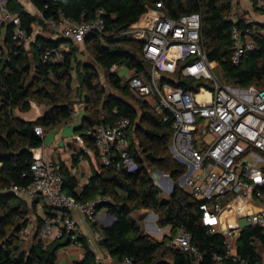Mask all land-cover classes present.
<instances>
[{"label": "trees", "instance_id": "obj_1", "mask_svg": "<svg viewBox=\"0 0 264 264\" xmlns=\"http://www.w3.org/2000/svg\"><path fill=\"white\" fill-rule=\"evenodd\" d=\"M159 0H30L41 13L30 11L21 0H6L7 7L19 15L21 26L34 36L29 44H19L13 38L14 25H6L4 54L0 59V264H60L59 252L69 245L71 238L63 236L46 245L41 237L42 217L37 213V229L28 248H23L22 232L30 223L29 214L37 211L38 201L31 204L10 190L13 183L25 186L33 181L31 164L34 148L44 144L45 137L36 133V125L45 132L74 119L78 104L83 102V115L76 130L93 147L92 138L86 131L98 124L113 122L119 116H129L130 155L137 168L130 171L118 166L119 156L110 165L93 166L88 181L80 185L71 169L61 163L64 190L81 201L98 196L109 198L97 202L96 210L105 209L116 215L110 226L101 225L104 234L100 247L105 249L111 261H99L96 251L85 236H80L84 256L74 264H123L132 258L133 264H239L232 259H216L224 256V236L210 231L203 222L199 201L179 180L187 166L177 160L170 145L174 133L175 117L166 109L158 113L147 99L139 96L112 66H125L139 76H150L151 64L143 52V40L124 33L147 11L148 5ZM166 13L180 17L191 12H201L202 33L208 57L221 67V80L231 86L264 87V34H257L258 47L247 51L239 63L232 60V28L234 22L227 14L235 0H161ZM264 2V0H263ZM257 10H264L253 0ZM99 8L105 10L104 31L88 33L82 41L58 36L51 30L50 19L59 20L62 15L80 19L83 14L93 17ZM245 27L241 19L238 22ZM36 26L50 29L51 34L36 33ZM264 30V23H259ZM91 52L93 61H83L80 44ZM68 45L57 60L44 61L42 53L47 48ZM175 85L197 89L202 82L183 75L181 66L172 74ZM105 76L106 82H102ZM169 78H163L166 82ZM32 100L51 109L35 120H26L19 112L32 108ZM81 158H89L82 149L73 156L72 166ZM163 171L174 181V189L164 197L156 184L153 173ZM42 200V199H40ZM45 212L53 215L57 209L44 204ZM153 210L159 217V225L171 226V235L158 239L147 232L133 217L139 210ZM93 226H98L94 222ZM179 228L191 231L194 243L202 252L181 251L167 245V240ZM264 250V227L245 225L238 236V254L249 264H263L259 250Z\"/></svg>", "mask_w": 264, "mask_h": 264}, {"label": "built area", "instance_id": "obj_2", "mask_svg": "<svg viewBox=\"0 0 264 264\" xmlns=\"http://www.w3.org/2000/svg\"><path fill=\"white\" fill-rule=\"evenodd\" d=\"M258 1L259 5L264 4L263 0ZM104 13L105 10L99 8L90 18L85 14L80 19L62 15L59 20L47 22L58 28V36L82 41L90 32L104 31ZM227 19L234 22L232 60L239 63L247 51L258 47L256 35L264 34V30H260L261 22L253 14L239 10L235 4ZM241 19L245 27L238 23ZM202 20V13L197 11L171 17L161 0L148 5L147 11L124 34L143 40V52L151 64L150 76L143 78L133 71L127 80L135 93L150 101L156 112L168 109L175 117L170 148L187 166L179 182L200 202L204 224L211 232L224 236L226 253L216 255V259L225 257L239 264H249L238 254V236L245 225L264 227V207L259 211L248 207L251 196H264V87L242 88L221 80L207 54ZM9 23L14 25L13 38L19 44H29L34 37L27 34L19 15L7 7L6 0H0V59ZM62 49H68V45L47 48L42 59L57 60L62 56ZM179 65L183 75L199 81L210 80L212 86L201 84L193 90L175 85L170 80L177 81L172 74ZM117 69L118 65L114 64L112 70ZM163 78L169 80L163 82ZM131 125L129 116H119L113 122L90 127L86 134L92 138L94 148L87 145L81 133L74 135L73 140L103 165H110L113 157L119 156L118 166L134 171L137 163L129 151ZM201 128L206 133L196 140L195 133ZM35 131L45 137L43 126L36 125ZM33 152V181L25 186L13 183L10 190L29 203L38 201L43 242L48 245L66 235L71 238L69 245L82 247L78 239L85 236L96 251L97 259L104 261L100 255V242L104 238L101 227L95 226L92 233L84 232L75 213H81L93 224L97 221V202L109 198L98 196L84 202L68 194L63 186L61 164L47 158L44 148H34ZM130 163H134L132 168H129ZM228 195H231L230 202H225ZM44 204L55 207L57 212L49 215ZM242 219L246 220L245 225ZM167 245L202 257L191 231L186 228H179L167 240ZM123 264H133V259L125 258Z\"/></svg>", "mask_w": 264, "mask_h": 264}, {"label": "crops", "instance_id": "obj_3", "mask_svg": "<svg viewBox=\"0 0 264 264\" xmlns=\"http://www.w3.org/2000/svg\"><path fill=\"white\" fill-rule=\"evenodd\" d=\"M21 1L28 8L27 3L24 0H21ZM235 5L239 8V10L244 11L246 13L253 14L261 23H264V10L255 9L253 0H235ZM121 67H125V66H118V69H117L118 72ZM127 71L128 72H126L124 75H121L120 73L119 74L124 79H127V77L133 73V71L129 70L128 68H127ZM47 111H48L47 106L43 104H39L37 101L32 100V108L27 112H19V115H21L26 120H35L39 116L44 115ZM82 115H83V111H80L78 115H75L72 121L59 125L57 127H54L52 129H49L50 132H48V134H46L45 132L44 144L41 147H39V148H44V153L47 158L54 159L53 157L57 156L58 159H54L56 162H59L60 164L64 163L67 167H69L72 173L79 179L80 185H83L84 183L88 181V178L92 173L93 166L96 168H99L98 159L91 156L90 154H89V158H81L77 166L75 167L72 166L73 156L76 152H79L81 150V147L74 140L71 142L69 141V138L70 137L73 138V136L76 135L77 133L67 132L68 131L67 125H75V120L77 119L76 117L81 118ZM62 141H65L63 146H61L63 143ZM61 148H63V151H60ZM230 199H231V195H228L225 198V202H230ZM248 207L249 209L253 211L261 210L264 207V196L262 197L251 196L249 198ZM141 211H142V214H144L147 212V209H144ZM75 217L78 219L79 223L83 227L84 232L92 233L96 229V227L93 226V224H91L81 213H75ZM157 219L159 220V217ZM113 220H114V217L112 215H109L108 212H105V211L103 213L98 212V215H97L98 226H101V225L107 226V224L112 225ZM170 228L171 226L160 227L161 230L163 229L170 230ZM171 234H172V231L165 233L164 236L171 235ZM259 250L262 254L263 262H264V250L261 246ZM100 255L103 256L104 261H109V262L111 261L109 253L102 247L100 248ZM83 256H84V250L80 245L79 246L78 245H67L59 252V263L60 264H74L75 261H80L83 258Z\"/></svg>", "mask_w": 264, "mask_h": 264}, {"label": "rangeland", "instance_id": "obj_4", "mask_svg": "<svg viewBox=\"0 0 264 264\" xmlns=\"http://www.w3.org/2000/svg\"><path fill=\"white\" fill-rule=\"evenodd\" d=\"M27 5H28V8L33 11L34 13H38L39 14V11L34 8L32 6V4L30 3V0H24ZM26 6V5H25ZM239 9V8H238ZM244 12V11H243ZM52 27V26H50ZM51 30H54V31H58V28H55V27H52L50 28ZM50 29H43L42 27L40 26H36V33L37 32H43L44 34L46 35H50L51 34V30ZM79 57L83 60V61H93V58H92V55H91V52L84 46V44H80V54H79ZM213 65H214V71L215 73L221 77V67L219 65L218 62L216 61H213ZM127 71V68L125 67H121L119 69V73L121 75H124ZM143 78H145L144 76H142ZM102 82L103 83H107L106 82V78L105 76H102ZM200 82H202V84H205V85H208V86H212V82L210 80H207V79H202L200 80ZM75 101L76 103L78 104V110L75 112L76 115H78L80 113V111H83V107H84V104L83 102L80 100V97L79 96H76L75 97ZM75 117V116H74ZM77 119L75 120V125H67V129L69 133H77V134H80L81 132L76 130V127H78L80 125V121H81V118L80 117H76ZM48 132H50V130H47L46 131V134H48ZM206 132L203 130V128H201L198 132L195 133V139H200L204 136ZM69 141H73V138L70 137L69 138ZM62 145L65 143V141H62ZM60 151H63V148L60 149ZM172 151V150H171ZM173 156L176 158V156L173 154ZM54 159H58L57 156L56 157H53ZM177 160H179L178 158H176ZM180 161V160H179ZM134 166V163H130L129 164V168H132ZM167 174V173H165ZM155 182L156 184L162 189V194L164 197H168L171 192L173 191L174 189V181L173 179L170 177V179H167L165 177L164 174L160 175L159 178L155 179ZM38 208H37V211H32L30 212L29 214V217H30V223L28 224V226L24 229V231L22 232V237H23V241H22V244H23V248H28L29 245L31 244V241H32V236L34 234V232L36 231L37 229V213H38ZM107 212L105 209H102L100 211V213H103V212ZM133 217L139 221L141 223V225L144 227V229L153 234L155 237H157L158 239H162V237H164V234L167 233V232H171V228L170 230H166V229H163L161 230L160 227H164L162 225H159V220L157 219L158 216L156 213H154L153 210H147L146 213L142 214V211L139 210V211H136L133 213ZM243 224H246V220L243 219Z\"/></svg>", "mask_w": 264, "mask_h": 264}, {"label": "water", "instance_id": "obj_5", "mask_svg": "<svg viewBox=\"0 0 264 264\" xmlns=\"http://www.w3.org/2000/svg\"><path fill=\"white\" fill-rule=\"evenodd\" d=\"M51 108H52V106H49V107H48V109H51ZM162 174H164V172L158 170V171H155V172L153 173V177H154L155 179H157V178H159V176L162 175ZM165 175H166V178H167V179H170V175H169V174H165ZM171 193H172V192H171ZM108 213H109V212H108ZM109 215H112V216L114 217V220H113V223H114V222L116 221V219H117L116 215H114V214H110V213H109ZM107 226L110 227L111 224H107Z\"/></svg>", "mask_w": 264, "mask_h": 264}]
</instances>
